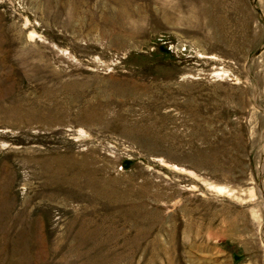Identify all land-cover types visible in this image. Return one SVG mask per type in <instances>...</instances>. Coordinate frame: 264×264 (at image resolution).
Listing matches in <instances>:
<instances>
[{
  "label": "rangeland",
  "instance_id": "rangeland-1",
  "mask_svg": "<svg viewBox=\"0 0 264 264\" xmlns=\"http://www.w3.org/2000/svg\"><path fill=\"white\" fill-rule=\"evenodd\" d=\"M0 264H264V0H0Z\"/></svg>",
  "mask_w": 264,
  "mask_h": 264
}]
</instances>
